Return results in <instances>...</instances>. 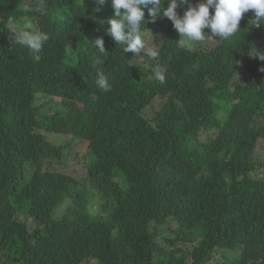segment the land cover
I'll return each instance as SVG.
<instances>
[{"label": "trees", "instance_id": "16d2710c", "mask_svg": "<svg viewBox=\"0 0 264 264\" xmlns=\"http://www.w3.org/2000/svg\"><path fill=\"white\" fill-rule=\"evenodd\" d=\"M43 2L25 14L37 0H0V264H264V61L252 54L264 24L249 11L230 40L184 48L158 18L144 32L159 57L128 66L132 53L98 23L110 0L99 11L95 0ZM8 17L49 34L38 61L13 45ZM67 148L85 155L98 212L74 195V176L43 168L75 155Z\"/></svg>", "mask_w": 264, "mask_h": 264}, {"label": "clouds", "instance_id": "9594fccd", "mask_svg": "<svg viewBox=\"0 0 264 264\" xmlns=\"http://www.w3.org/2000/svg\"><path fill=\"white\" fill-rule=\"evenodd\" d=\"M95 11H99L108 0H95ZM165 0H110V7L114 14L106 21L99 20L98 23L107 27L104 29L116 43L120 45L125 53H132L129 58L141 55L157 59L160 55L159 48L146 43L144 29L147 22H156L158 18H167L172 22L174 30L179 34V46L188 48L194 43L206 42L208 34L218 38L220 41H228L240 32V22L249 11H252L254 18L251 25L259 27L264 24V0H202L193 5L192 0H167V7H164ZM183 8V14L178 15L177 8ZM210 9L212 12L210 13ZM47 10V4L43 0H37L35 7H25L23 13H41ZM147 10L148 21L145 19ZM249 21V22H250ZM205 29L209 32L206 34ZM14 46H22L31 51L35 60L40 59V53L45 43L50 39L45 31H35L31 25L24 29L17 26L15 17H8L7 29ZM148 30V29H147ZM92 45L100 53H109L105 50L103 37H97L91 41ZM252 54L264 61V51L252 49ZM100 61H98L99 63ZM129 65H136L134 61ZM264 71V68L261 69ZM155 77L163 82L165 76L157 71ZM97 87L104 91H110L111 85L108 78L101 72L96 80Z\"/></svg>", "mask_w": 264, "mask_h": 264}, {"label": "rangeland", "instance_id": "374dc122", "mask_svg": "<svg viewBox=\"0 0 264 264\" xmlns=\"http://www.w3.org/2000/svg\"><path fill=\"white\" fill-rule=\"evenodd\" d=\"M17 26L21 29H24L20 24ZM216 44H217L216 40L207 39L206 42L194 43L190 46L192 47L193 45H196L199 48H204L206 46H213ZM144 59H145V56L141 58L142 61ZM59 106L61 107L62 110H65V108L62 107L63 106L62 104H60ZM156 107H157V103L151 107V110L149 111V117L153 116V113L155 111L154 109ZM50 136L55 137L54 134L53 135L50 134ZM65 138H66L65 140H67L69 136H66ZM68 140H71L72 146H74L76 143L81 141L80 138L74 139L73 141L72 139H68ZM57 141H59V139H57ZM80 146H81V150H86L87 144L86 142H83ZM66 150L68 152L75 153L73 150L69 148H67ZM84 156L85 155L83 154L79 155L75 153V155L73 154L72 157H64L63 159L46 158L44 160L43 168L46 170H56V171L64 172V173L74 176L76 179V184L74 185V195H78L82 197H85V195L87 197L90 196L89 197L90 206L88 207V210H90V207H91L92 212H98L100 210V204H99L98 197H97L98 194L96 193V191L91 185V182L89 181L86 167L84 166V164L81 163V160L85 159ZM256 158L258 159V161H262L264 159V139H260L258 143V147L256 149ZM58 159H60V161H58ZM261 173H262V170H260V174ZM90 192H92V194ZM73 200H74V197L69 198L66 201V203L57 210V212L55 213L56 217H61L62 215H64V213H66L69 210L68 208L73 206ZM17 217L22 221H27L29 226L33 224V221L31 220V218L23 210L18 213Z\"/></svg>", "mask_w": 264, "mask_h": 264}]
</instances>
